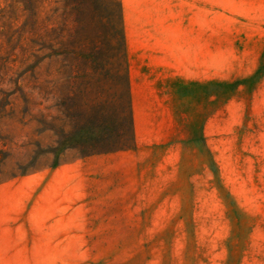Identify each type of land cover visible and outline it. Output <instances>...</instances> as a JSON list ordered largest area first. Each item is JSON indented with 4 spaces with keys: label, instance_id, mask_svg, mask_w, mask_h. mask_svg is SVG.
I'll list each match as a JSON object with an SVG mask.
<instances>
[{
    "label": "rangeland",
    "instance_id": "1",
    "mask_svg": "<svg viewBox=\"0 0 264 264\" xmlns=\"http://www.w3.org/2000/svg\"><path fill=\"white\" fill-rule=\"evenodd\" d=\"M0 264H264V0H0Z\"/></svg>",
    "mask_w": 264,
    "mask_h": 264
},
{
    "label": "trees",
    "instance_id": "2",
    "mask_svg": "<svg viewBox=\"0 0 264 264\" xmlns=\"http://www.w3.org/2000/svg\"><path fill=\"white\" fill-rule=\"evenodd\" d=\"M129 117V105H127ZM104 130L101 126L93 127L82 122L76 129L67 133L61 132L62 137L56 142L53 151L58 152L66 148L77 149L83 154H93L96 152H107L122 148L119 139L103 140L101 136ZM99 136V137H98Z\"/></svg>",
    "mask_w": 264,
    "mask_h": 264
}]
</instances>
